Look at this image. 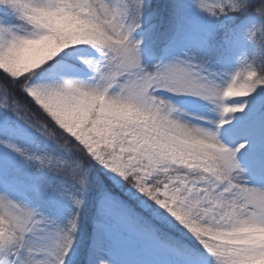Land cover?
<instances>
[{
    "label": "snow or ice",
    "instance_id": "obj_1",
    "mask_svg": "<svg viewBox=\"0 0 264 264\" xmlns=\"http://www.w3.org/2000/svg\"><path fill=\"white\" fill-rule=\"evenodd\" d=\"M0 264H264V0H0Z\"/></svg>",
    "mask_w": 264,
    "mask_h": 264
},
{
    "label": "rangeland",
    "instance_id": "obj_2",
    "mask_svg": "<svg viewBox=\"0 0 264 264\" xmlns=\"http://www.w3.org/2000/svg\"><path fill=\"white\" fill-rule=\"evenodd\" d=\"M182 107H188L189 110H192L191 107L189 105H186V104H181Z\"/></svg>",
    "mask_w": 264,
    "mask_h": 264
}]
</instances>
